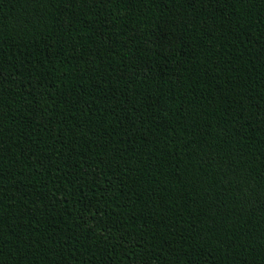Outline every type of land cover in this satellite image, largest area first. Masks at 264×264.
<instances>
[{
    "label": "trees",
    "instance_id": "obj_1",
    "mask_svg": "<svg viewBox=\"0 0 264 264\" xmlns=\"http://www.w3.org/2000/svg\"><path fill=\"white\" fill-rule=\"evenodd\" d=\"M0 264H264V0H0Z\"/></svg>",
    "mask_w": 264,
    "mask_h": 264
}]
</instances>
